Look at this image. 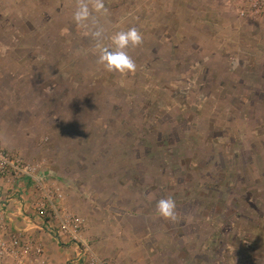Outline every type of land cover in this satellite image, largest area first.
<instances>
[{
  "label": "rangeland",
  "instance_id": "obj_1",
  "mask_svg": "<svg viewBox=\"0 0 264 264\" xmlns=\"http://www.w3.org/2000/svg\"><path fill=\"white\" fill-rule=\"evenodd\" d=\"M103 2L105 45L143 36L134 73L97 63L77 0H0V148L41 166L112 264H264V21L228 0Z\"/></svg>",
  "mask_w": 264,
  "mask_h": 264
},
{
  "label": "built area",
  "instance_id": "obj_2",
  "mask_svg": "<svg viewBox=\"0 0 264 264\" xmlns=\"http://www.w3.org/2000/svg\"><path fill=\"white\" fill-rule=\"evenodd\" d=\"M228 3L235 9L238 18L264 21V0H228ZM4 181L10 183L11 192L6 199L0 193V264H46V250L41 242L21 229L10 230L7 205L13 200H20L27 207L31 201L34 210L32 215L39 220L37 228L77 247V254L69 258L66 264H112L97 255L87 242L84 237L85 219L65 211L62 206V188L49 184L40 165L26 162L0 148V182ZM22 184H25L24 189H21L24 186ZM29 184L35 192V199L31 198L27 190Z\"/></svg>",
  "mask_w": 264,
  "mask_h": 264
},
{
  "label": "clouds",
  "instance_id": "obj_3",
  "mask_svg": "<svg viewBox=\"0 0 264 264\" xmlns=\"http://www.w3.org/2000/svg\"><path fill=\"white\" fill-rule=\"evenodd\" d=\"M93 12L107 14L108 9L103 0H77L73 21L78 25H87L90 20L92 21L93 30L90 35L96 41L97 63L108 72L134 73L137 65L129 54V49L136 48L143 43V36L139 29L132 26L127 30L116 31L109 37L110 45H105L103 43L105 30L94 19ZM176 208V201L172 196L162 197L156 203L157 214L172 222L177 220Z\"/></svg>",
  "mask_w": 264,
  "mask_h": 264
},
{
  "label": "crops",
  "instance_id": "obj_4",
  "mask_svg": "<svg viewBox=\"0 0 264 264\" xmlns=\"http://www.w3.org/2000/svg\"><path fill=\"white\" fill-rule=\"evenodd\" d=\"M24 186H21L22 188H25V184H22ZM28 187V186H27ZM11 186L7 182H0V193L3 197L5 195V192L9 191ZM29 189H31L29 187ZM32 197V194H30ZM24 203L20 200H13L7 205V216H8V226L11 231L21 229L26 232L27 235L31 237H36L37 242H41L45 247V262L46 264H57L56 261L58 259V256L56 255L55 248L62 246H67L73 249L72 245L67 244L66 240L63 238L56 239V237L49 235L45 231H41L37 228V223H39V220L37 217L32 215V213L28 212L27 206L23 205ZM26 207V208H25ZM31 221H34L35 225L31 223ZM32 224V225H31ZM33 226V227H32ZM55 250V252H53ZM74 256V252H73Z\"/></svg>",
  "mask_w": 264,
  "mask_h": 264
}]
</instances>
